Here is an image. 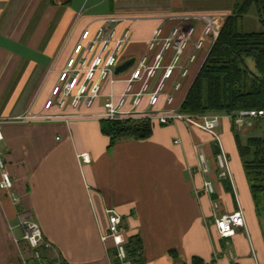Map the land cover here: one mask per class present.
<instances>
[{"label": "crops", "instance_id": "obj_1", "mask_svg": "<svg viewBox=\"0 0 264 264\" xmlns=\"http://www.w3.org/2000/svg\"><path fill=\"white\" fill-rule=\"evenodd\" d=\"M238 1L0 0V152L20 197L14 204L0 191V264H23L24 217L40 226L52 246L45 251L51 263H119L112 241H102L109 209L121 217L127 242L140 238V264H192L194 257L206 264H264V216L256 213L229 116L218 115V133L230 180L219 177L216 143L202 130L156 125L149 139L109 148L99 120L75 117L102 112L100 103L89 110H44L81 34L100 19H137L119 27V33L128 27L130 38L118 63L135 64L159 27L167 36L186 16L216 17L223 26ZM197 31L196 39L201 26ZM210 49L206 43L173 107L182 104ZM122 90L121 83L115 86L116 93ZM164 107L161 99L157 109ZM199 154L206 156L209 176L198 167ZM206 179L214 185L212 197L204 191ZM212 199L219 214L240 209L246 230L222 238Z\"/></svg>", "mask_w": 264, "mask_h": 264}, {"label": "built area", "instance_id": "obj_2", "mask_svg": "<svg viewBox=\"0 0 264 264\" xmlns=\"http://www.w3.org/2000/svg\"><path fill=\"white\" fill-rule=\"evenodd\" d=\"M135 20L137 19L106 17L97 22L98 26L94 30L91 27L86 28L60 72L50 97L45 102L44 110H89L100 103L102 112L75 117L111 122L151 121L159 126L183 123L202 130L212 136L219 148L215 156L219 177L230 180L229 159L222 149L218 133L221 118L218 115H185L179 110L181 105L173 107L176 94L182 90L189 76L190 67L197 61L206 43L210 48L214 44L222 27L219 19L210 16L179 18V23L167 36H164L163 28L159 27L147 44L146 54L133 65L129 74L121 77L116 74V68L119 65V57L129 41L130 29L126 27L119 33V27ZM196 23L201 26L197 39ZM119 83L123 85V90L116 93L115 86ZM161 99L164 100L165 107L157 109ZM101 100L104 101L103 104ZM55 117L68 118L64 115ZM229 118L240 131L251 126L253 120L264 118V110H241ZM2 141L0 131V143ZM81 157L84 162L89 160L87 154H82ZM198 160L202 174L209 176L206 156L199 154ZM14 183L0 152V191L9 194L14 204H19L20 197L13 190ZM204 191L211 197L215 194L210 179L204 180ZM211 204L215 227L222 238L234 237L240 228L246 230V220L240 209L231 214H219V202L212 199ZM107 214L109 229L102 241H112L119 264H133L126 251L127 240L121 217L110 209ZM21 228L30 249L22 263L46 264L40 248L43 246L51 249L52 246L44 241L40 226L24 217L21 220Z\"/></svg>", "mask_w": 264, "mask_h": 264}, {"label": "trees", "instance_id": "obj_3", "mask_svg": "<svg viewBox=\"0 0 264 264\" xmlns=\"http://www.w3.org/2000/svg\"><path fill=\"white\" fill-rule=\"evenodd\" d=\"M251 15L258 18L262 32L244 31L245 18ZM248 59L254 62L255 72L248 67ZM179 110L190 116H232L241 110H264V0H241L235 4ZM258 120L264 118L253 120V124ZM156 125L151 121H100L102 133L110 139L109 148L121 140L149 139ZM232 130L256 213L264 216V133L242 140L233 121ZM218 152L215 146V156ZM46 250L40 248L43 259L46 264H54ZM141 250L139 237L128 240L126 251L133 264L141 263ZM192 264L206 263L194 257Z\"/></svg>", "mask_w": 264, "mask_h": 264}, {"label": "rangeland", "instance_id": "obj_4", "mask_svg": "<svg viewBox=\"0 0 264 264\" xmlns=\"http://www.w3.org/2000/svg\"><path fill=\"white\" fill-rule=\"evenodd\" d=\"M241 0H239L240 2ZM244 31L247 33H255V32H262L263 28L258 20V18L256 16H247L245 18V23H244ZM248 67L255 72V66H254V62L251 59H248L246 61ZM101 103L103 104L104 101L101 100ZM240 135H242V137L244 138L243 140H246L248 137L250 136H262L264 133V121L263 120H258V122L256 123H252L251 126H247L246 128L242 129L239 131ZM17 234H19L20 236H22V233L20 231H16ZM24 243L25 246V250L27 251V253L29 254L30 249L27 246L26 241H22Z\"/></svg>", "mask_w": 264, "mask_h": 264}, {"label": "water", "instance_id": "obj_5", "mask_svg": "<svg viewBox=\"0 0 264 264\" xmlns=\"http://www.w3.org/2000/svg\"><path fill=\"white\" fill-rule=\"evenodd\" d=\"M134 64V59L124 62L123 64H120L116 68V74H122L125 71H127L132 65Z\"/></svg>", "mask_w": 264, "mask_h": 264}]
</instances>
